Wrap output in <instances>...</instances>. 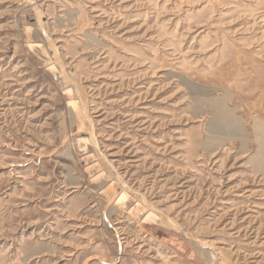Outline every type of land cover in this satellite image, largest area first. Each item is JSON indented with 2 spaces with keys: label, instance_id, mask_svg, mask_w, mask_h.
Segmentation results:
<instances>
[{
  "label": "rangeland",
  "instance_id": "obj_1",
  "mask_svg": "<svg viewBox=\"0 0 264 264\" xmlns=\"http://www.w3.org/2000/svg\"><path fill=\"white\" fill-rule=\"evenodd\" d=\"M0 264H264V0H0Z\"/></svg>",
  "mask_w": 264,
  "mask_h": 264
}]
</instances>
